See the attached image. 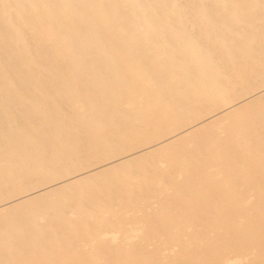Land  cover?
Masks as SVG:
<instances>
[{
    "label": "bare ground",
    "instance_id": "bare-ground-1",
    "mask_svg": "<svg viewBox=\"0 0 264 264\" xmlns=\"http://www.w3.org/2000/svg\"><path fill=\"white\" fill-rule=\"evenodd\" d=\"M0 264H264V0H0Z\"/></svg>",
    "mask_w": 264,
    "mask_h": 264
}]
</instances>
